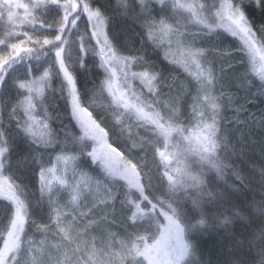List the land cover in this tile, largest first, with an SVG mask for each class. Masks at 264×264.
Wrapping results in <instances>:
<instances>
[{
	"label": "snow or ice",
	"instance_id": "6c2138e0",
	"mask_svg": "<svg viewBox=\"0 0 264 264\" xmlns=\"http://www.w3.org/2000/svg\"><path fill=\"white\" fill-rule=\"evenodd\" d=\"M120 0V7L124 13L139 24L142 29V35L145 37V43L160 47L161 41L154 33L172 31V26L167 22L170 19V8L185 9L186 5L173 0H155V4L160 7L157 10L152 0ZM256 6L264 10V0H254ZM190 9V6H187ZM212 8L215 5H207L206 0L201 4V8ZM229 7H232L229 5ZM23 9V18L16 10ZM6 14L9 24L14 25L17 21L21 24L27 23L31 26L32 35L26 31V40L20 43H12L10 38L17 36L11 28L8 29L6 39H0V89L12 80L16 73L24 71L23 82L15 85L17 88V101L9 112V120H16V128L20 130L24 138L34 147L36 152L42 149H49L59 143L58 138L49 129L47 123L46 110L42 105L34 102L31 96L29 77L32 75L35 65L43 61L48 64L50 69L55 70L57 77L61 79L59 92L65 100L71 99L72 116L79 123L82 133L74 134L71 143L78 146L80 156L85 154L91 164L97 167L103 166L109 176L113 173V162L111 153L120 156L116 148L106 145L104 137L107 133L93 119L92 112L89 110V99L87 93H80L76 79L69 70V65L79 64L83 66V58L80 54L73 61L71 54L66 52V47L70 48L69 37L73 34L72 30L78 27V22L87 18V22L92 25L91 35L99 46V60L101 66L105 69V74L116 76L114 69L110 67L109 61L105 59V49L111 54L112 59L121 57L122 46L113 44L105 33L104 39H100L99 28L105 24L102 19L103 13L99 8L93 9V0H29V3H20L16 0H2L0 2V17ZM51 14L52 23H47V17ZM194 23H201L197 13H191ZM43 17L44 19H41ZM159 17V19H157ZM95 18L96 23L93 24ZM235 26L231 29L233 36L240 35L247 37L253 34L250 21L246 19V14L240 7L232 9V14L228 16ZM38 25V27H37ZM208 31H211L209 25H204ZM47 30H51L54 39L44 38L41 42L40 36H46ZM264 30V29H262ZM183 31H190L184 29ZM21 44L32 45L31 47H21ZM177 47L183 48L182 53L191 58L198 71L195 84L196 94L192 97V105L183 112L172 115L171 112L165 115L157 114L158 119H153L152 128H146L153 133V137L161 136L158 146L154 150L153 165L158 173L157 183L159 190L165 191L168 202L157 199L153 196L149 198L151 192L146 194V189H151L154 185L151 183V176L146 172L138 170V165L130 160L122 161L115 169L119 173V178L125 182L123 187L127 188L125 195H131L133 190L138 192L136 198L127 199L121 203L127 207L131 215L128 220L131 222L125 229L123 241L117 242L115 234L107 233L101 220H107L106 215L101 216L100 220H90L88 226L84 228L83 235L77 231L75 240L70 236L65 237L69 242L63 248L57 246L55 253L48 256L46 264H197L196 245L192 242L193 232H208L215 230L219 226H228L234 221L242 219L245 209L233 201L235 194L226 186L228 177L232 175L229 171L226 148L227 142L224 140L222 130V115L219 97L214 94L217 83L216 75L212 69L211 63L205 50L195 46L194 37L178 39ZM165 49V51H169ZM244 51L243 48L240 49ZM93 52L97 49L94 47ZM80 53L87 55L83 44L80 46ZM124 83L128 84L129 70L133 64L142 65L145 61L138 57L123 56ZM167 59V56H165ZM264 59V57H262ZM207 62V76H203V63ZM169 63H175L170 60ZM62 74V75H61ZM147 73L131 72L133 78L146 76ZM44 76H49V71L44 72ZM155 79V77H154ZM264 79V77H262ZM151 84V82H149ZM163 83V81H158ZM113 97L114 111L119 113L122 107L130 113L135 111L139 120H144L143 108L135 107L121 96L116 98V92L111 91ZM27 90L29 96L28 107L23 109V117H20L18 110L23 105L20 97L24 96L23 91ZM148 91L156 96L157 93L150 86ZM40 107L41 114L37 115L36 109ZM153 105H149V108ZM86 117V118H85ZM171 121V122H169ZM139 126H144L143 124ZM49 129L47 132L37 133V128ZM156 129H159L157 133ZM103 134L101 136L100 134ZM92 141V143H88ZM110 148V152L107 149ZM163 149V150H162ZM63 151V149H62ZM11 153L12 148L6 133L3 131V125L0 124V185H6L7 190L0 187V199L10 203L13 206V216L9 220V225L0 229V264H19L18 256L21 252V234L24 233V225L31 219L30 202L23 199V189L15 182L12 176L6 175L11 172ZM167 154V155H166ZM156 155L159 160L155 159ZM171 155L173 159H169ZM33 161L40 164L38 170L39 180L44 187H48L47 175L52 169L46 167L40 161ZM64 159L63 157H58ZM76 160L78 157H71ZM50 163V162H49ZM183 164V168L177 167ZM151 171L150 169L148 170ZM177 173L176 176L173 172ZM212 173L216 177L224 180V184L213 182ZM207 177V183L205 181ZM61 188L69 192L71 202L77 201L84 192L79 186V179L73 170L72 181L61 179ZM89 194H91V185H86ZM43 190V188H42ZM75 195H71V193ZM183 192L182 196H176L175 193ZM169 193L171 195H169ZM106 199H94L85 210L84 208H73L68 211V204L53 200L49 197L47 205L48 225L51 228L56 226L58 233L66 231L61 228V217L68 216L76 220L77 216L72 213L79 211V216L87 217L88 212L100 204L109 205L110 201H115L111 194V189L105 190ZM87 200V196H85ZM143 205V207L141 206ZM115 209V204H111ZM95 225V227H92ZM154 226V227H153ZM79 224L76 225L78 229ZM97 234L99 236V247H97ZM91 236V239L88 237ZM81 241L83 243L81 244ZM73 244L75 246H73ZM119 247L120 251H113ZM259 264H264V247L257 249ZM237 264H243L237 261Z\"/></svg>",
	"mask_w": 264,
	"mask_h": 264
},
{
	"label": "trees",
	"instance_id": "16d2710c",
	"mask_svg": "<svg viewBox=\"0 0 264 264\" xmlns=\"http://www.w3.org/2000/svg\"><path fill=\"white\" fill-rule=\"evenodd\" d=\"M16 2L29 3V0H16ZM127 2L128 0H124L125 4ZM172 2L173 0H170V4ZM179 2L186 5V8L175 10L170 8V19L167 23L172 26V31L160 32L157 30L154 33L162 45L157 47L146 44L141 26L134 23L122 8L117 10L120 7V0H93V9L99 8L103 13L102 19H105V24L99 28L100 39L103 40L106 33L113 44L122 46V55L116 59H112L111 54L107 53V49H105V59L115 70L116 76L113 77L110 73L105 74V69L99 60V46L96 45V40L91 35L92 25L87 22L86 17L78 22L76 29L72 30L73 34L69 37L71 47H66V51H73L71 54L73 61L80 54L84 63L83 66L70 64L69 70L76 79L80 93H87L89 110L92 112L93 119L107 133L106 142L117 148L126 160L137 164V160L129 154V150H131L136 157L144 161L148 170L158 174L153 165V155L158 141L162 140V137L154 138L153 133L146 130V128L154 127L151 118L139 120L122 107L119 109V113L114 111L109 84L111 91L116 92V98L122 96L130 104L143 108L147 114H152L154 119H158V113L163 115L164 112L165 115L168 111L166 112L159 105L148 103L145 94L139 87L154 84L159 88L162 83H158V81H166L170 86L166 87L167 85H165V88L160 90V100L168 101L170 107L178 111L177 114L183 112L193 103L192 97L196 94L195 84L199 70L196 69L191 58L182 54L185 50L177 47V40L184 38L191 40L194 37L195 46L205 50L208 62L211 63L217 79L214 94L219 97L221 105L223 136L225 133L228 134L224 136L228 145L225 162L228 163L229 171L232 173L228 177L226 186L236 196L233 202L245 209L243 218L228 226L218 225L215 230L192 233V242L196 245L197 264H237L238 260L243 264H259L257 249L264 247V79H262L264 77V59H262L264 57V30H262L264 29V10L256 6L254 0H206L207 5L214 4L215 7L204 9L201 8V4H204L205 0H179ZM152 3L155 4V0H152ZM137 5L139 7L138 0ZM187 6H190V9ZM159 7L158 4H155L157 10ZM235 7H240L245 12L253 34L247 37L231 34V29L235 26L228 16L232 14V9ZM16 11L23 18V9ZM192 11L197 13L201 23L193 22ZM41 19L44 18L41 17ZM52 22L53 17L49 14L47 23ZM92 23H96L95 18ZM204 25H209L212 30L208 31ZM9 28L18 34L10 38L12 43L26 40L27 36L24 34L26 31L29 35L33 34L29 24H21L18 21L14 25L9 24L5 14L0 17V39L8 38ZM184 29L190 31H183ZM46 32L48 33L46 36L39 37L41 42L44 38L54 39V36L50 34L51 30L46 29ZM81 44L86 49L87 55L80 53ZM31 46L21 44V47ZM94 47L97 49L96 53L93 52ZM169 48L170 50L166 52L165 49ZM241 48L244 51H241ZM123 56L138 57L145 61L142 65L133 64L131 66L128 84L123 82L124 72L120 70L123 66ZM3 58L5 57L0 56V59ZM170 60H175V63H169ZM207 67V62H204L202 74L205 77L207 76ZM131 72H146L147 75L133 78ZM60 83L59 80L53 79L49 89L43 95L31 92V96L35 98L34 102L42 105L46 110L49 129L59 141L54 147L42 149L40 152H36L20 130L16 128L17 121L9 120L8 114L18 99L15 85L8 81V84L0 89V124L3 125V131L12 148V168L11 172H6V175L12 176L15 182L21 186L23 199L31 204V219L26 221L24 233L21 234L23 238L21 239V252L18 256L19 264H23L28 255V250L23 242L32 233L33 226H39L40 210L44 208L43 203L38 200L35 179V173L39 170L40 164L33 161L32 156L34 155L36 161H40L47 167L53 155L62 149L79 153L78 146L71 143V138L74 134L82 133V130L77 120L72 116L71 99L65 100L60 95ZM155 86L152 87L157 89ZM23 93L24 96L20 97L23 100V105L18 110L20 117H23V109L28 107V100L25 97L30 95L27 91H23ZM150 104L153 107L149 108ZM132 112L135 113L134 109ZM36 113L37 115L41 114L40 107H37ZM165 119H168L167 115H165ZM141 124L144 126H139ZM49 129L38 127L36 130L39 134L41 131L47 132ZM156 131L158 133L159 129ZM88 143H92V141H88ZM253 150L258 153L259 159H263L259 160L256 157L248 158L249 160L241 159V151ZM111 155L113 156V153ZM84 156L90 171L106 179L114 188V179L109 176L107 171H104L103 166L97 167L95 164H91L87 155ZM18 159L29 161L26 168L16 171L19 178L14 170ZM155 159L158 161L159 156L156 155ZM249 163L257 168L256 180H254V172L248 168L251 166ZM28 175H30L29 180H27ZM211 175L214 183H225L214 173ZM207 179L205 177L206 183ZM27 182L30 183V191L27 189L28 187H25L26 189L23 187ZM0 187L7 190L6 185H0ZM121 192L119 191V195ZM169 195L171 194L169 193ZM175 195L182 196L183 192L175 193ZM153 196L164 200L165 203L168 202L167 195L162 198L152 195L149 198L151 199ZM13 211V206L10 203L0 199V229L9 225Z\"/></svg>",
	"mask_w": 264,
	"mask_h": 264
},
{
	"label": "rangeland",
	"instance_id": "374dc122",
	"mask_svg": "<svg viewBox=\"0 0 264 264\" xmlns=\"http://www.w3.org/2000/svg\"><path fill=\"white\" fill-rule=\"evenodd\" d=\"M69 54H72V50L66 51ZM49 71V76L45 77L44 72ZM62 75V74H61ZM25 73L23 70L20 72L16 73V76L12 79L9 80L12 84L16 85L20 82H23L24 80ZM53 79H57L61 82V79L56 76L55 70L50 69L48 64H44L43 61H41L39 64L35 65V69L32 73V75L29 77L30 82V87L32 88V92H34L37 95H43L50 87L51 81ZM170 86L168 82H163L159 88L158 85H152L155 86L157 89H154V91L157 93L156 96H153L152 93L148 91L150 85H145V86H140V90L145 94V99H147L148 103H153V105H159V107H162L163 110L166 112L168 111L172 113V115H176L178 111L175 109H172L173 107H170V104L168 101L160 100L159 93L160 90ZM17 89V88H16ZM20 91H27V90H20ZM28 92V91H27ZM156 100V102H154ZM144 116L151 120H153L155 117L152 114H147L145 111ZM130 114V112H129ZM164 115V112H163ZM131 116L136 117V114L131 112ZM130 116V117H131ZM86 118V117H85ZM168 120V119H167ZM170 122V121H169ZM224 134V131H223ZM228 135L225 133L224 136ZM101 136L103 134L101 133ZM229 137V136H228ZM225 138V137H224ZM104 142H106V136L103 138ZM225 141L227 139L225 138ZM106 145H110L109 143L106 142ZM111 146V145H110ZM112 147V146H111ZM115 148V147H112ZM117 149V148H116ZM107 150L110 151V148ZM117 151L120 153V156H116L115 153H113L112 156V162H113V173L111 177L114 179L115 182V187L111 186L109 182L102 178L99 177L98 175H95L90 171V169L87 167V160L85 159V156H80L79 153H73V152H68V151H60L57 152L55 155H53L52 160L50 164L47 166L48 168L52 169V172L49 173L46 177V180L49 182L48 187H44L42 182L39 180L38 177V170L35 173V179H36V185L38 188V200H40L44 208L40 210V217H39V226H33V231L30 233V235L24 240V246H26L28 250V255L27 259L23 262V264H46L48 256L50 254L55 253L56 247L59 246L61 248L64 247L65 244H67L69 241L65 239V237L70 236L72 240H75L76 238V233L79 231L81 235H83L84 228L88 226L90 220H100L101 216L106 215L108 217L107 220H101L100 222L103 224L104 229L106 230L107 233L115 234L117 242L123 241L124 235H125V229L127 226L131 223L128 220V216L131 215V213L128 212L127 207L122 204L121 202L127 199H135L136 196L138 195V192L133 190V193L131 195L126 196L125 192L127 191L126 187L122 188V185L125 184L123 180L119 178V173L115 171L116 167L122 162V161H128L126 160L122 153L117 149ZM241 151V159L243 160H249L248 158L252 159L254 157L258 158L259 155L257 152L253 151H247L243 152ZM129 154L132 155L137 161L138 169H143L144 172L147 173L146 175V181H147V176H151V183L154 185L151 189H146V193L149 191L151 192V195H158L164 197L166 196L165 191L159 190V185L157 183L158 180V174H155L153 172H149L148 169L146 168V165L143 160H141L139 157H136V155L129 150ZM78 157V159L73 160L71 157ZM252 156V157H251ZM58 157H63L64 159H59ZM169 159H173L171 155H168ZM259 159V158H258ZM263 158H260L259 160H262ZM132 162V161H131ZM133 163V162H132ZM29 164L28 160H17L16 162V171L23 170L26 168ZM135 164V163H133ZM248 166L251 171L254 172L255 177L254 180L257 179V168L256 166L252 165L249 163ZM19 169H18V167ZM177 167L183 168V164H178ZM75 169V173L77 178L79 179V186L84 189V192L79 196L77 201L71 202L70 199V194L67 191H64L61 188V179H67L69 182L72 181L73 178V170ZM104 169V167H103ZM27 170V169H25ZM106 172V170L104 169ZM103 171V172H104ZM28 172V170L26 171ZM104 172V173H105ZM100 173H102V170H100ZM29 174V172L27 173ZM55 174V176H54ZM259 174V173H258ZM173 175L176 176L177 173L175 171L173 172ZM17 176V173H16ZM17 178H19L17 176ZM30 179V175L27 176V180ZM56 180L60 185L52 183V181ZM91 185V194H89L88 189L86 185ZM24 189L25 187H28L27 189L30 191L31 186L30 183L27 182L25 186H23ZM43 188V190H42ZM106 189H111V194L114 196L116 199L115 201H110L109 205H104L100 204L98 207L93 208L90 212H88L87 217H81L79 216V211L72 213V215L77 216L76 220H72L71 217L68 216H62L61 220V228L66 229V231L58 233L56 230V226L52 225L51 228L45 227L48 225V215H47V205L50 202L49 197L51 196L53 200L56 201H61L62 203L68 204V211L71 212L73 208L80 209L84 208L85 210L87 207L91 204V202L94 199H106L105 197V190ZM119 191H122L121 194L119 195ZM71 195H75V193H71ZM119 195V196H118ZM85 196H87V200H85ZM115 204V209L113 210L111 207V204ZM142 206V205H141ZM143 207V206H142ZM79 224L80 227L77 229L76 225ZM92 227H95V225H92ZM154 227V226H153ZM23 237L21 236V239ZM91 239V236L88 237ZM97 247H99V236L97 234ZM83 241H81V244ZM73 246H75L73 244ZM113 251L119 252L120 249L119 247H116L113 249ZM126 264V262H125Z\"/></svg>",
	"mask_w": 264,
	"mask_h": 264
},
{
	"label": "bare ground",
	"instance_id": "6f19581e",
	"mask_svg": "<svg viewBox=\"0 0 264 264\" xmlns=\"http://www.w3.org/2000/svg\"><path fill=\"white\" fill-rule=\"evenodd\" d=\"M51 172H52V171H51ZM51 172H50V173H51ZM54 176H55V174H54ZM52 183L60 185V183H58L56 180L52 181Z\"/></svg>",
	"mask_w": 264,
	"mask_h": 264
}]
</instances>
